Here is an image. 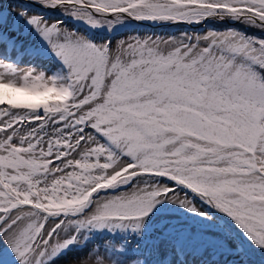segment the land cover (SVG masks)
I'll return each mask as SVG.
<instances>
[{
    "label": "snow or ice",
    "instance_id": "6c2138e0",
    "mask_svg": "<svg viewBox=\"0 0 264 264\" xmlns=\"http://www.w3.org/2000/svg\"><path fill=\"white\" fill-rule=\"evenodd\" d=\"M0 264H264V0H0Z\"/></svg>",
    "mask_w": 264,
    "mask_h": 264
},
{
    "label": "rangeland",
    "instance_id": "374dc122",
    "mask_svg": "<svg viewBox=\"0 0 264 264\" xmlns=\"http://www.w3.org/2000/svg\"><path fill=\"white\" fill-rule=\"evenodd\" d=\"M130 26H134V25H130ZM129 26V27H130ZM182 27V26H181ZM185 27V26H184ZM203 27V26H202ZM140 28H141V30H149V31H151V28L150 27H148V26H146V25H140ZM180 30H183V28H180ZM190 31L192 30V29H189ZM168 31H177V29L176 28H170V29H168Z\"/></svg>",
    "mask_w": 264,
    "mask_h": 264
}]
</instances>
